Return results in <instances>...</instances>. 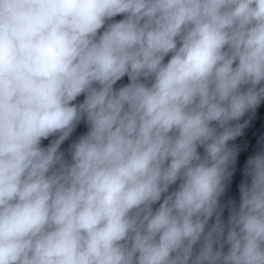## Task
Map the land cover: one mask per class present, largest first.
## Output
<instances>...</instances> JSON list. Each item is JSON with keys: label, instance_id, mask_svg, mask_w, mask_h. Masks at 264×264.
<instances>
[{"label": "clouds", "instance_id": "clouds-1", "mask_svg": "<svg viewBox=\"0 0 264 264\" xmlns=\"http://www.w3.org/2000/svg\"><path fill=\"white\" fill-rule=\"evenodd\" d=\"M0 264H264V0H0Z\"/></svg>", "mask_w": 264, "mask_h": 264}]
</instances>
